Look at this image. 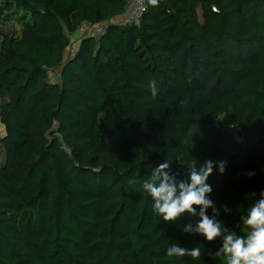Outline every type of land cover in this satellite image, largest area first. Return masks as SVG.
<instances>
[{"label":"trees","instance_id":"16d2710c","mask_svg":"<svg viewBox=\"0 0 264 264\" xmlns=\"http://www.w3.org/2000/svg\"><path fill=\"white\" fill-rule=\"evenodd\" d=\"M167 1L70 57L81 22L128 0H0V264H224L182 231L198 217L165 222L140 193L161 163L187 180L211 160L208 198L243 234L264 191V0Z\"/></svg>","mask_w":264,"mask_h":264},{"label":"clouds","instance_id":"9594fccd","mask_svg":"<svg viewBox=\"0 0 264 264\" xmlns=\"http://www.w3.org/2000/svg\"><path fill=\"white\" fill-rule=\"evenodd\" d=\"M147 3L155 7L160 0H147ZM149 89L155 98L159 92L156 81L149 82ZM218 166L220 173H223L226 161L218 162ZM187 168L188 179H179L167 161L155 167L149 179L143 182L140 194L151 197L154 213L163 221L171 223H175L184 214L198 217L195 223L184 225L182 231L202 236L209 243L219 240L221 247L215 253L208 252V255L222 257L224 264H264V191L260 192L259 199L248 208L246 214L240 216V223L236 227L243 234L238 235L236 231L227 228L224 221L218 219L219 210L208 198L212 188L207 180L213 172L214 162L206 160L197 170L194 160ZM254 174L248 173L249 176ZM251 195L255 196V193ZM209 208L212 209L211 216L207 212ZM222 208L224 212H230L226 205ZM166 255L198 259L202 255V249L199 246L189 249L172 243L167 247Z\"/></svg>","mask_w":264,"mask_h":264},{"label":"built area","instance_id":"2783aa9c","mask_svg":"<svg viewBox=\"0 0 264 264\" xmlns=\"http://www.w3.org/2000/svg\"><path fill=\"white\" fill-rule=\"evenodd\" d=\"M147 9V0H128L124 14L121 18L110 19L94 24L81 22L76 31L70 36V44L67 47V55L72 57L77 50L79 39L85 36H91L96 39L100 38L105 32L108 25L114 22L119 25H130L140 21Z\"/></svg>","mask_w":264,"mask_h":264},{"label":"rangeland","instance_id":"374dc122","mask_svg":"<svg viewBox=\"0 0 264 264\" xmlns=\"http://www.w3.org/2000/svg\"><path fill=\"white\" fill-rule=\"evenodd\" d=\"M124 14V13H123ZM123 14H122V16H123ZM17 26L16 25H13V23L12 24H10V25H8V27H6L5 29H9V30H12V31H14V30H17ZM57 71H56V73H51L50 74V76L51 77H54V76H56L57 75Z\"/></svg>","mask_w":264,"mask_h":264},{"label":"crops","instance_id":"0c3cea01","mask_svg":"<svg viewBox=\"0 0 264 264\" xmlns=\"http://www.w3.org/2000/svg\"><path fill=\"white\" fill-rule=\"evenodd\" d=\"M123 14V13H122ZM122 14H120V15H116L115 17H113L112 19H115V20H117V19H119V18H121L122 17ZM76 43H78L79 44V41H76ZM55 77V76H54ZM53 77V78H54ZM4 132V126L3 125H1L0 124V133H3Z\"/></svg>","mask_w":264,"mask_h":264},{"label":"water","instance_id":"95a60500","mask_svg":"<svg viewBox=\"0 0 264 264\" xmlns=\"http://www.w3.org/2000/svg\"><path fill=\"white\" fill-rule=\"evenodd\" d=\"M164 2H165L167 5H169V6H170V4L168 3V1H167V0H164Z\"/></svg>","mask_w":264,"mask_h":264}]
</instances>
